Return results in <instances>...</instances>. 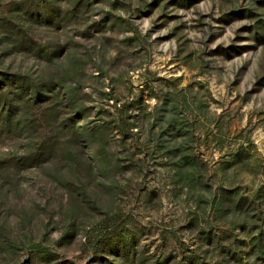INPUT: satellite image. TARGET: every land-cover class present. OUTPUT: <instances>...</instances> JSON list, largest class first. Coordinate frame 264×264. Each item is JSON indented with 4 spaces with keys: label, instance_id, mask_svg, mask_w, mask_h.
Returning a JSON list of instances; mask_svg holds the SVG:
<instances>
[{
    "label": "rangeland",
    "instance_id": "374dc122",
    "mask_svg": "<svg viewBox=\"0 0 264 264\" xmlns=\"http://www.w3.org/2000/svg\"><path fill=\"white\" fill-rule=\"evenodd\" d=\"M0 264H264V0H0Z\"/></svg>",
    "mask_w": 264,
    "mask_h": 264
}]
</instances>
